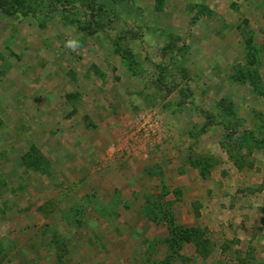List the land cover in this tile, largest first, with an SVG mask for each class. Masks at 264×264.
<instances>
[{
	"label": "rangeland",
	"instance_id": "rangeland-1",
	"mask_svg": "<svg viewBox=\"0 0 264 264\" xmlns=\"http://www.w3.org/2000/svg\"><path fill=\"white\" fill-rule=\"evenodd\" d=\"M0 264H264V0H0Z\"/></svg>",
	"mask_w": 264,
	"mask_h": 264
},
{
	"label": "crops",
	"instance_id": "crops-1",
	"mask_svg": "<svg viewBox=\"0 0 264 264\" xmlns=\"http://www.w3.org/2000/svg\"><path fill=\"white\" fill-rule=\"evenodd\" d=\"M185 205L187 206L186 203H185ZM188 207H189V209H191L190 208L191 207L190 202H188ZM212 207H213V203L212 202H209V203L206 204V202L204 200V202L202 201L201 205L199 206V209H200L201 213L208 215V214H211L210 210H211Z\"/></svg>",
	"mask_w": 264,
	"mask_h": 264
},
{
	"label": "trees",
	"instance_id": "trees-1",
	"mask_svg": "<svg viewBox=\"0 0 264 264\" xmlns=\"http://www.w3.org/2000/svg\"><path fill=\"white\" fill-rule=\"evenodd\" d=\"M187 238H189V237H187Z\"/></svg>",
	"mask_w": 264,
	"mask_h": 264
}]
</instances>
